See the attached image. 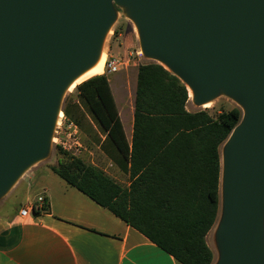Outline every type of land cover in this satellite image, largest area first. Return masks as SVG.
Here are the masks:
<instances>
[{
    "label": "water",
    "instance_id": "95a60500",
    "mask_svg": "<svg viewBox=\"0 0 264 264\" xmlns=\"http://www.w3.org/2000/svg\"><path fill=\"white\" fill-rule=\"evenodd\" d=\"M118 7L196 106L225 95L242 110L220 149L214 264H264V0H0V200L49 156L66 92Z\"/></svg>",
    "mask_w": 264,
    "mask_h": 264
},
{
    "label": "trees",
    "instance_id": "16d2710c",
    "mask_svg": "<svg viewBox=\"0 0 264 264\" xmlns=\"http://www.w3.org/2000/svg\"><path fill=\"white\" fill-rule=\"evenodd\" d=\"M117 31L115 30V33ZM189 90L157 62L137 66L134 130L128 140L106 73L76 86L65 115L91 140L111 144L130 177L128 186L61 146L50 168L183 264H213L207 235L220 211L221 146L241 121L236 106L190 111ZM88 113L98 130L85 123ZM44 212L50 211L45 198ZM36 213H41L37 211Z\"/></svg>",
    "mask_w": 264,
    "mask_h": 264
},
{
    "label": "crops",
    "instance_id": "0c3cea01",
    "mask_svg": "<svg viewBox=\"0 0 264 264\" xmlns=\"http://www.w3.org/2000/svg\"><path fill=\"white\" fill-rule=\"evenodd\" d=\"M119 72L108 77L126 136L131 142L137 74L129 83ZM86 118L85 123H91L98 130L88 113ZM79 129L83 145L86 140L93 145L83 158L115 179L125 176L128 186L130 177L121 169L118 152L111 144L102 145L106 134L100 132L101 143H94L89 128ZM17 191V194L22 193L24 201L10 202L9 197L16 192L0 200V264H183L108 208L69 184L50 166L39 169L34 178ZM40 195L48 200L50 211L22 216L21 208L35 202Z\"/></svg>",
    "mask_w": 264,
    "mask_h": 264
},
{
    "label": "rangeland",
    "instance_id": "374dc122",
    "mask_svg": "<svg viewBox=\"0 0 264 264\" xmlns=\"http://www.w3.org/2000/svg\"><path fill=\"white\" fill-rule=\"evenodd\" d=\"M115 30L117 31L116 33H115ZM103 51L106 53L107 58L113 57V58H122V59L131 60L130 65L126 68H122V70L119 72L120 75H122V77H124L125 79H128L129 83H132V81L135 80L138 64L145 63V62H155L154 60L149 59L142 54L139 36L135 29L134 23L130 20V18H128L124 9L120 7H118L117 20L112 26L111 30L109 31L106 37ZM113 76H116V75H111V77ZM75 94H76V87L73 88L72 90H68L66 92L65 97L67 95L75 96ZM236 106H238L236 102L228 98L225 95H221L217 97L216 99H214L213 101H211L209 106H201V107L196 106L192 102V100H190L187 103V109L190 111H196L201 108L202 109L208 108V110L212 113H215L219 111L220 109H230ZM92 146H93L92 143L86 140V142H84V147L82 149V152L79 154V156L83 158L82 155L85 153H88L89 150H92L93 149ZM222 147L223 145L221 146V149ZM60 156L61 155L57 151V145L53 143L49 156L46 159L40 161V163L38 162L35 165H33L31 168H29L21 176V178L13 186V188L9 191L7 195L10 196L11 194L19 190L22 184H25L26 182L29 183L32 180V178H34V176L36 175L39 169L46 167V166L53 165V164H57ZM83 159L86 162L90 163V161L87 160L86 157ZM118 179H121V180H118ZM118 179H115V180L121 183L122 185H127V183L125 182L126 181L125 176H119ZM17 192L16 194L14 193L13 195L9 197L10 202L19 203V202L24 201L22 193L17 194ZM216 227H217V222L215 223V225L212 227V229L207 235L208 245L210 246V248L215 254L214 262L217 260V257H218V252H217V247H216V242H215Z\"/></svg>",
    "mask_w": 264,
    "mask_h": 264
},
{
    "label": "built area",
    "instance_id": "2783aa9c",
    "mask_svg": "<svg viewBox=\"0 0 264 264\" xmlns=\"http://www.w3.org/2000/svg\"><path fill=\"white\" fill-rule=\"evenodd\" d=\"M130 61V59L108 57L105 63L104 73L110 75L119 72L122 68L128 67ZM53 143L57 146H61L64 150H67L75 156H79L84 147L79 126L76 122L68 118L64 111L62 115L58 117ZM44 201L45 197L40 195L35 202H30L22 207L20 214L24 217H28L37 211L43 212Z\"/></svg>",
    "mask_w": 264,
    "mask_h": 264
},
{
    "label": "bare ground",
    "instance_id": "6f19581e",
    "mask_svg": "<svg viewBox=\"0 0 264 264\" xmlns=\"http://www.w3.org/2000/svg\"><path fill=\"white\" fill-rule=\"evenodd\" d=\"M135 26V29L138 33V29H137V26L134 24ZM142 51V50H141ZM142 54H143V51H142ZM106 60H107V55L104 51H102L98 61L92 66L90 67L89 69H87L86 71H84L82 74H80L72 83L71 85L69 86L68 90H72L73 88H75L78 84H80L81 82L97 75V74H102L105 70V63H106ZM189 95H190V98L193 97V92L191 90V88H189ZM211 103L210 102H207L205 103L203 106H209ZM63 113V111H60L59 113V116H61ZM40 163V162H39Z\"/></svg>",
    "mask_w": 264,
    "mask_h": 264
}]
</instances>
